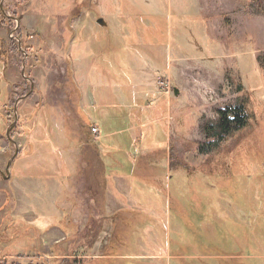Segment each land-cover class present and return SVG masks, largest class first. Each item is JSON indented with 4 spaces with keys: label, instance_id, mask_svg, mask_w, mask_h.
<instances>
[{
    "label": "rangeland",
    "instance_id": "obj_1",
    "mask_svg": "<svg viewBox=\"0 0 264 264\" xmlns=\"http://www.w3.org/2000/svg\"><path fill=\"white\" fill-rule=\"evenodd\" d=\"M87 60H98L91 74L114 86L106 102L123 96L134 104L144 95L134 106L145 114L135 120L167 137L154 154L169 158V176H155L170 180L159 184L145 167L141 179L161 199L134 221L177 259L145 262L264 264V0H0L5 176L18 152L10 177L0 175V264H109L85 259L91 245L76 243L83 227L68 210L74 134L93 94ZM234 106L244 108L245 125L213 140L209 129ZM213 141H220L216 150L202 149ZM59 205L66 209L56 211ZM101 215L75 217L86 223ZM107 224L110 254L143 252L137 229L124 220Z\"/></svg>",
    "mask_w": 264,
    "mask_h": 264
},
{
    "label": "crops",
    "instance_id": "obj_2",
    "mask_svg": "<svg viewBox=\"0 0 264 264\" xmlns=\"http://www.w3.org/2000/svg\"><path fill=\"white\" fill-rule=\"evenodd\" d=\"M79 57L83 58V56ZM97 61L92 63L91 60H87V63H84V66L89 68L87 82L88 88L93 94L92 97H88V106L83 109L85 116L83 125L78 134H74L77 141L73 149L72 161L74 199L72 209L68 210H72L74 214L76 227H83L77 236L76 243L84 244L89 241L91 247H86L88 258H84L94 262L116 259L125 262L131 261V264H149L145 261L177 259L169 251L163 255L164 250L161 249L160 238L144 237V233L139 232L140 228L145 227L144 223L134 221V215L138 216L147 211H154L156 208H152L151 205L157 206L160 203V194L157 190L155 193L153 190L155 188L152 187L154 183H148L141 179V172L145 171V167L150 166L147 177L159 179L155 176L157 172H159L158 176L161 172L164 176H169V158L162 159L159 155L154 154L155 148L159 149L166 145V143L163 144V141H167V137L166 135L162 136L164 139L159 137L160 132L156 131L155 124L151 127V125L146 126L145 123H142L141 118L138 121L135 120L134 114L138 115L141 112L140 117L145 114L144 109L142 111L139 106H134L141 104L138 103L140 100L144 102V95L136 96L134 104L132 102L125 103L124 97L117 95L114 97L119 98L118 102L110 100L106 102L114 91V86L110 81L100 80L97 75L91 74L99 64ZM78 66L81 69L82 65ZM77 78L78 83H86L84 76ZM116 88L118 87L115 86ZM81 94L84 97L83 87H81ZM93 129H97L98 132H92ZM146 147H149V150ZM161 150H166V148ZM155 170L156 172L153 173ZM168 178H160L158 183L161 184L162 180L167 181ZM65 209L60 205L58 208L55 207L56 211ZM86 212L102 213V215L100 218H96L98 222L93 220L94 217L87 218L86 223H82L79 218L76 219V215L80 216L81 213ZM123 220L124 227L137 229L136 234L134 233L135 244L142 245L143 252H139L137 249L131 254L109 253L108 245L114 233L112 230H107L111 227L107 221L113 225V223L117 224ZM139 234L142 236L141 240H139ZM47 237L49 238L50 234H47ZM147 243L152 248L151 252L145 251ZM158 243L160 246L157 247L155 253L153 251ZM169 243L168 238V241L164 242L166 250L169 249ZM108 261L106 263L110 264Z\"/></svg>",
    "mask_w": 264,
    "mask_h": 264
},
{
    "label": "trees",
    "instance_id": "obj_3",
    "mask_svg": "<svg viewBox=\"0 0 264 264\" xmlns=\"http://www.w3.org/2000/svg\"><path fill=\"white\" fill-rule=\"evenodd\" d=\"M222 119L219 125L214 127V129H209V136L215 140L218 138L220 141H226L230 136H232L235 132H237L242 126L245 125V116L246 113L244 111V108L242 106H234L229 111H221ZM213 141L212 145H203L202 149L207 148L216 150L218 147L219 142ZM206 150V149H205ZM212 150V151H213ZM124 262V261H123ZM43 264H49L47 260L43 261Z\"/></svg>",
    "mask_w": 264,
    "mask_h": 264
},
{
    "label": "water",
    "instance_id": "obj_4",
    "mask_svg": "<svg viewBox=\"0 0 264 264\" xmlns=\"http://www.w3.org/2000/svg\"><path fill=\"white\" fill-rule=\"evenodd\" d=\"M98 23L101 25V26H105V23H104V21L103 20H99L98 21ZM175 94L176 95H178L179 93H178V91L177 90H175ZM30 95V94H29ZM16 124H17V119H16V121H15V123L13 124V126L11 127V129L12 128H14V126H16ZM10 131H8V133H7V136H8V138H10V133H9ZM18 156V152H16V154H15V156L12 158V160H11V162H9V164H8V166H7V168H6V176L4 175V173L2 172V171H0V175L5 179V178H8V177H10V168H11V165H12V163L14 162V160L16 159V157Z\"/></svg>",
    "mask_w": 264,
    "mask_h": 264
},
{
    "label": "built area",
    "instance_id": "obj_5",
    "mask_svg": "<svg viewBox=\"0 0 264 264\" xmlns=\"http://www.w3.org/2000/svg\"><path fill=\"white\" fill-rule=\"evenodd\" d=\"M93 132H94V133H97L98 131H97V129H93Z\"/></svg>",
    "mask_w": 264,
    "mask_h": 264
}]
</instances>
